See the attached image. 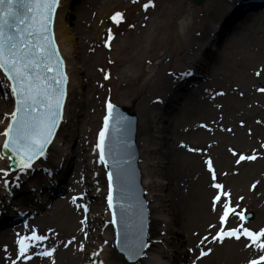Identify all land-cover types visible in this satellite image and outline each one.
<instances>
[{"label":"rangeland","instance_id":"1","mask_svg":"<svg viewBox=\"0 0 264 264\" xmlns=\"http://www.w3.org/2000/svg\"><path fill=\"white\" fill-rule=\"evenodd\" d=\"M145 4L154 6L145 10L143 7ZM59 8L60 0L57 11ZM67 9L69 11L67 23L69 29L78 33L74 39V49L79 55V62L76 63V66H72L74 72L68 71L67 76V79L76 83L72 89L66 91V100L68 97L70 100L67 112L68 129L62 127L61 130V123L59 131L62 138L61 146H70L73 154L79 155L78 158L75 155L72 156V169L75 171L77 166L82 174L77 175V172L70 174V181L68 180L62 190H59L61 187L58 184L61 180L56 178L52 171L44 169L35 172L32 170L35 163L32 168L26 170L32 174L29 177L31 183L46 178L48 189L41 191L40 197L47 196L49 204L43 210V216L37 217L38 219L42 218L39 223L38 219L33 221L29 218L8 222L9 215L7 214L9 213L0 210V256L5 254L6 261L14 260L18 251L16 244L18 236H29L31 230L35 229L37 234L48 236L49 239L46 241L51 245L54 242H60L61 245L53 251L51 257H38L28 261L29 264H74L69 256L78 248L75 247V244L68 247H64V244L82 228L84 224L80 222L81 220L86 221L87 214L90 219L86 224L89 226L87 230L92 235L100 233L104 224L99 219V215L108 210L105 200L106 174L99 161L97 170H94L96 168L85 169V166L90 163V154L94 147L96 148V137L102 125L107 102L130 108L136 114L138 119L137 136H140V140L138 142L136 140V145L138 148L144 147L143 152H139L140 158L144 160L159 161L162 151L166 147L165 144L169 145V142L173 140L194 144L197 147L196 153H198L193 156L195 159L196 157L200 158L199 154L205 146L213 143L211 152H217L213 160L215 170H222L236 164L237 157L232 155V151L244 155L255 154L257 162L253 167L254 173L250 179L261 186L260 193L264 196V147H261L264 145V92L257 90L249 95L244 94L238 83V67L234 59L227 61L215 75L210 71L207 73L194 71L198 75L192 78L194 82L191 89L186 93L173 117L168 120L171 134L167 142L160 145L158 153L151 152L144 141L154 131L145 117L147 109L151 106L159 108L167 96L169 85L184 80L194 67L197 56L207 48V43L203 39L193 45L191 38L202 36L210 22L219 18L223 20L225 4L221 3V0H207L199 7L186 0H135V2L134 0H120L112 4L111 0H74ZM209 10H214L211 19H208V16L205 17ZM117 12L123 15V21L120 24L113 23L111 20V16ZM263 14L264 11L251 13L248 20L238 23L234 32L228 35L230 40H233L235 34L240 33L243 25L261 18ZM151 22H154L155 28L150 26ZM183 22L187 24L184 29L182 28ZM108 30H111L112 39L108 42L109 47H105ZM141 31H144L141 49L134 52L131 48L129 51V47L136 41L137 34ZM245 37L244 34L241 36V38ZM125 53L131 56L130 58L126 56L125 62L120 63L118 60ZM61 57L65 68H70L71 64H69L68 58ZM126 64L133 65V68L131 73L128 72L126 77L122 78L119 71L124 70ZM105 75L108 76V79H105ZM209 79L212 80L210 83L212 88L219 87L223 91V95L218 99L220 128L216 129L209 137L184 136L182 130L191 123L186 120L185 113L201 99V96L198 95L205 92ZM6 80L5 77L4 79L0 78V133L4 131L12 99L11 93L4 88ZM260 83V88H264V78H261ZM211 119H213L211 116H202V122H210ZM180 124L181 128H178ZM227 129H231V131ZM1 138L3 139L2 135H0ZM78 149L82 150L81 154L76 152ZM180 150L182 156L180 160H188L191 157L184 148ZM46 153H48L47 156ZM46 153L37 162L43 161L45 158L47 160L53 155L50 145ZM167 156L169 157V153ZM0 157H3V142L0 145ZM175 158H180V155H175ZM9 161L8 157L0 158V170L8 172L5 177L0 171V208L7 200L12 199L13 194L23 193L26 186V183H21L22 176L26 171H14L11 167L6 168ZM81 163L82 167H80ZM74 165L76 166L74 167ZM237 169H232L229 172V177H233L235 181L227 180L229 177H226L222 181L216 182L223 185L224 191L230 193L232 206L236 208L237 212L242 211L244 215L250 213L252 219L241 221L238 216L230 214L226 227L235 228L242 224L249 230L259 232L263 229L261 226L264 225V214H259L256 217L254 210L243 206V201L240 199L244 190V179H241L243 172ZM235 170L237 171L235 172ZM145 171L148 177L156 182L153 190L144 188L145 193L151 195L152 192L153 200H155V195L166 197L169 205L166 207L164 215L169 220H174L172 225L182 231V247L175 246L172 249L164 243L160 245L162 251L169 255L166 261L170 260L172 264H177V262L178 264H248L250 260L258 259L260 254H264L254 247H245L248 241L244 238L240 241L226 239L222 244H201L202 237L209 234L208 226L210 224L218 225V215L221 211L219 207L215 212L212 210L211 200L217 190L211 187L212 180L199 176L203 171L199 172L197 169L192 171L189 168L187 170L189 181L185 185L171 184L168 179L167 181L162 180L160 170L155 165L146 168ZM165 172L170 173L169 170H165ZM94 173L101 175L102 182L99 184L101 191L99 190L98 195L92 196L96 192L86 181L92 179ZM204 175L206 177V174ZM5 180L9 181L10 186L4 185ZM85 203H88V213L85 212ZM260 207L264 212V202ZM19 211L22 209L16 208L14 214H19ZM31 222L33 223L30 227ZM91 225L94 227L92 228ZM160 227L162 225L158 229ZM111 228L114 235L113 250L117 256L121 257L119 262L127 264L126 261H123V254L118 253L115 248V228L112 218ZM216 230L213 228L211 231L215 233ZM165 236L160 235V240L166 239ZM95 243L100 245L103 241L97 242L93 239L92 247L88 253L93 254L97 251L94 247ZM146 243L148 245L151 243L148 234H146ZM201 249H211V251L207 256L197 260L196 257L199 256ZM183 254L185 257L182 256ZM85 256L88 257V254L86 253ZM142 258L143 255L132 264L140 262ZM88 264H100V262L99 260H95V262L90 260ZM102 264L110 263L103 262Z\"/></svg>","mask_w":264,"mask_h":264},{"label":"bare ground","instance_id":"2","mask_svg":"<svg viewBox=\"0 0 264 264\" xmlns=\"http://www.w3.org/2000/svg\"><path fill=\"white\" fill-rule=\"evenodd\" d=\"M72 1L74 0H60V8L56 12L53 27V35L59 54L60 56H66L69 60V64H71L70 68H65V74L67 76L70 70L73 71L72 66H76V63L79 62V55L74 49V39L78 33L71 31L67 24L69 20V11L67 8ZM116 1L120 0H111V4L115 3ZM221 3L225 4L224 15L222 18L223 20L219 18L216 21L210 22L206 26L205 32L202 34V36L191 38V43L193 45H196L202 39L207 43V48L197 56L194 67L190 70L184 80H181L178 83L174 82L169 85L170 89H168L166 92L167 96L162 101L159 108H154L151 106L146 111L145 117L147 118L151 129L154 131H152V134H149V136L145 138L144 141H146V146L153 153H158L160 150V145L162 146L163 142H167L171 134V127L167 122L171 117H173L174 113L176 110H178L183 99L185 98L186 93L189 91V89H191L194 82L192 78L198 75L194 71H204L206 73L210 71L215 75L217 74V71L220 69V67L225 65L227 61H232V59H234L235 64L238 67V83L244 91V94L249 95L251 92L260 89V80L261 78H264V14L261 16V18L243 25L240 29V33L235 34L233 40H230L228 35L231 32H234L233 30H235V26L238 23L248 20L251 13H259L264 11V0H221ZM213 15L214 10H209L205 14V17L208 16L207 18L211 19ZM185 24L186 23L184 22L182 23L183 29L186 28L187 24ZM150 26L155 28L154 22H151ZM242 33L246 35L245 38H241L243 35ZM143 38L144 31H141L139 34H137L135 39L136 41L131 45V47H129V51H131V48L134 52L140 50ZM210 47L212 49L211 51ZM126 56L130 58L131 55L125 53V55L118 61L120 63H124V58ZM132 68L133 65L131 66L126 64L124 70L119 71V75L122 78L126 77L125 75L128 72L131 73ZM257 73H259V75H257ZM0 78L4 79L2 73H0ZM211 82V79L207 81L205 92H203V94L201 92V94L198 95L201 96V99L194 107L186 111V120L191 123H189L182 130V134L184 136L193 137L195 135H200V137H209L216 129L220 128V107L218 99L221 95H218V93H223V91L219 87L212 88L210 84ZM75 85L76 83L68 79V90L72 89V87ZM4 88L7 91V81ZM68 99L66 100L63 109L61 130L62 127L63 129H68L67 112L69 110L70 104V100ZM203 115L205 117L211 116L213 119H211L210 122H202ZM201 125H205V127H201ZM178 128H181V124ZM61 139L62 138L59 131L50 145V150L53 152V155H51L47 160L45 158L43 161L35 163L32 168V170L35 172H39L40 170L44 169L52 171L53 174H55L54 176L61 180L58 184V186L61 187L59 190H62L63 186H65L68 180L70 181V174H73V172H77V175L82 174V172L79 171V167L74 165V167L76 166L74 171V169H72L73 165H71L73 160H71L72 156L75 155V157L77 156L78 158L79 155L73 154V150L70 146L62 147ZM139 140L140 136H137V142ZM2 142L3 139L1 138L0 145ZM167 144L168 143L165 144L166 147L164 151H162L159 161L151 162L148 159H139L138 168L141 173V184L143 188L152 189L155 187L156 182L150 179L145 173L146 168H150L154 165L160 170V176L162 180L167 181L168 179L171 184L185 185L189 181L187 174V170L189 168L192 171L194 169H197L199 172L203 171L199 176L203 177V179L207 178V180L211 181V175L207 172V167L204 161L210 159L213 162L214 158L216 157L217 152H211L213 143H209L207 146H205L201 154H199L200 158L196 157V159L193 156L198 153H196L197 147L194 144L181 143L178 140L170 141L169 145ZM143 148V146L141 148L139 147V152H143ZM183 148L185 149L186 153L191 155L189 159L188 156H186L188 160H180L182 159L180 149ZM189 148L194 149V151H189ZM76 152L81 154L82 150L78 149ZM168 153L169 157L167 156ZM177 154L180 155V158L178 159L175 158V155ZM47 155L48 153H46V156ZM89 159L91 161L89 164H87V166H85V169L91 170L96 168L94 170H97L98 155L95 149L90 154ZM256 162V159L253 161H244L239 165L235 164L234 166L231 165L230 167H225V169L222 170H214L217 181H222L226 177H229V172L232 169L239 168L237 170L243 172L241 175V179H244V190L241 194V197H243V206L254 210L257 217L259 214H264L260 207V205L264 202V196H262L263 194L260 193L261 186H259L257 182L251 181L250 179L252 173H254L253 167ZM80 167H82V163ZM165 170H169L170 173L167 174ZM237 170H235V172ZM98 174L99 173H96L92 179L90 178L86 181L89 186L94 188L93 191L96 192V194L92 196L98 195L100 190L99 184L102 182V177L100 174ZM204 174H206V177ZM31 175L32 174L26 171L22 176L21 183H26V186L23 189L24 192L20 194H13L12 199L7 200V202L4 203L0 208V210H3V212L6 211L9 213L7 214L9 215L8 222H10V220L16 221L23 218H29L34 221L43 216V210L49 204V198H47V196L40 197L42 193L41 191L48 189L46 185V178H43L36 183H31L29 178ZM227 180L235 181L233 177H229ZM254 184L255 188L252 187ZM152 196V192L151 195L147 192L145 194V201L148 202L147 234L148 238L151 240V243L149 244L148 249L144 252L142 260L136 264H172L170 260L166 261V258L169 255L162 251V247L160 245L164 243L165 245H169L172 249H174L175 246L182 247V231L180 228L172 225V223L174 224V220H169V218L164 215V212L167 209L166 207L169 205L166 197L163 195H155V200H153ZM16 208H21L22 211H19V214H14V210ZM84 208L87 209L88 213V203L84 204ZM41 219H38L37 222H41ZM99 219L102 221L104 226H102L98 235H92L91 232L87 230L89 226H86V224L90 220L88 214L86 216L84 225L76 232V235L74 236L75 241L72 244H75V247H77L78 250L76 249V251L74 253L72 252V254L69 256L74 264H88L90 260H93V262H95V260H99L101 264L103 262H109L110 264H121V262H119L121 257L117 256L113 250L114 235L111 228V217L108 210L99 215ZM27 223H29V220H27ZM32 223L33 222H31L30 227L32 226ZM161 225L163 228L160 227V229H158ZM91 227L93 228L94 225H91ZM261 227L264 229V225ZM160 235H166V239L160 240ZM93 239H95L97 242L103 241V243L100 245L97 243L94 244V247L97 251L93 253H96L97 255L88 253L92 247ZM81 244L84 245V250H86L85 253L84 250H80L79 245ZM172 244L174 245L172 246ZM60 245V242H54L51 245L49 242L44 241L40 245V248L54 251ZM86 253L88 254V257L85 256ZM182 256L185 257L184 254ZM38 257L39 256H33L32 260ZM189 258H191V255H189ZM6 259L7 256L5 254L0 256V264H11L12 261L9 262L6 261ZM17 264L29 263L28 261L20 260L17 261Z\"/></svg>","mask_w":264,"mask_h":264},{"label":"snow or ice","instance_id":"3","mask_svg":"<svg viewBox=\"0 0 264 264\" xmlns=\"http://www.w3.org/2000/svg\"><path fill=\"white\" fill-rule=\"evenodd\" d=\"M57 5L58 0H0V73L10 82L11 96L15 102L10 121L0 135L4 137L3 149L10 153L8 159L14 162L9 167L15 166L21 172L32 168L34 161L45 155V149L52 142L54 131L62 118L67 77L62 70L63 61L56 42L50 33L51 18ZM151 6L154 5L145 4L143 7L147 10ZM111 20L113 23L120 24L123 21V15L117 12L111 16ZM111 39L112 33L108 30L105 47H109L108 42ZM105 79H108L107 75ZM258 90L264 92V88ZM106 107L108 114L104 117V127L99 133V143L96 145L100 150L101 164L106 163L105 139L110 121L114 119L116 125L120 126L116 128V131H122L125 126V119L116 113L113 105L107 103ZM227 130L231 131V129ZM189 151L194 149L189 148ZM232 155L237 157L235 160L237 165L257 158L255 154L244 155L235 151H232ZM204 163L207 172L211 175V187L217 190L211 200L212 210L215 212L219 207L221 211L218 215V225L208 226L209 234L202 237L201 244H222L226 239L240 241L244 238L248 241L245 247H254L264 253V229L256 232L242 224L235 228L226 227L230 214L238 216L241 221L245 220V215L242 211L237 212L232 206L230 193L224 191L223 185L216 182L213 162L209 159ZM113 166L116 169L115 173L108 174L107 201L110 209L113 207V176L121 175L120 162L114 161ZM0 171L5 177L8 175L6 170ZM4 185L10 186L9 181L5 180ZM252 187L255 188V184ZM240 199L242 200L243 197ZM121 208H125L123 203ZM80 223L84 224L85 221L81 220ZM112 223H117L115 216ZM213 228L217 229L215 233L211 231ZM48 239L46 235L37 234L35 229L31 230L29 236H18L16 240L18 251L11 264H17L20 260L30 261L33 256L51 257L53 251L40 248V245ZM74 241L75 237L68 240L64 247H68ZM79 247L80 250H84V245L81 244ZM119 247L123 254V261L132 264L144 254L149 245L142 236H138L135 240H129L126 236L124 243ZM210 251L211 249H201L196 259L207 256ZM93 255L97 254L93 253ZM248 264H264V254H260L258 259L250 260Z\"/></svg>","mask_w":264,"mask_h":264},{"label":"water","instance_id":"4","mask_svg":"<svg viewBox=\"0 0 264 264\" xmlns=\"http://www.w3.org/2000/svg\"><path fill=\"white\" fill-rule=\"evenodd\" d=\"M186 1L192 3L194 6L199 7L202 4H204V2H206L207 0H186ZM56 10L51 18V24H50V33L52 35H53V24H54ZM62 70L64 72V62H63ZM66 87H67V82L65 84V97H64L63 107L66 99ZM9 89H10V83L7 81V90L11 93ZM14 103L15 102H13V97H12L4 130L6 129L7 124L10 121L11 118L10 114L13 111V108H15ZM113 107L116 110V113H118L120 116H122L125 119V126L122 131H116V128L120 126L116 125L114 119L110 121L109 130L106 133V139H105L106 163H104L103 165L105 167L107 174V196H108V188H109L108 174L115 173L116 171V169L113 166L114 161L120 162L121 175L119 177H117L116 175L113 176V183H112L113 207L109 209L112 214V220L113 217L115 216V219L117 221L116 224H113L116 232V249L119 253L122 254L119 245H122L124 243L126 236L129 240H135L138 236H142L146 242L148 211L145 201L144 190L141 184V173L138 168L139 154L136 145L138 120L136 114L130 108L127 107L118 106V105H113ZM62 114H63V109H62ZM107 114L108 113L106 107V112L104 117ZM104 117L100 131L104 127ZM60 123L61 120L59 121L57 128L54 131L52 141L59 129ZM97 142L99 143V135ZM49 145L46 147L45 153ZM98 152L100 153L99 149ZM5 156L9 157L10 153L6 152L3 149V157ZM39 158H37L36 160H38ZM13 164L14 162L10 160L6 168H10L9 165H13ZM11 168L12 170H17L15 166H11ZM122 203L125 205L124 209L121 208ZM251 218H252L251 214L245 215V220L249 221L251 220ZM139 258H137V260Z\"/></svg>","mask_w":264,"mask_h":264}]
</instances>
